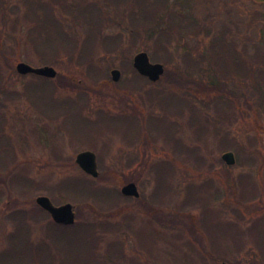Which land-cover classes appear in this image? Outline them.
Instances as JSON below:
<instances>
[{
    "label": "rangeland",
    "instance_id": "rangeland-1",
    "mask_svg": "<svg viewBox=\"0 0 264 264\" xmlns=\"http://www.w3.org/2000/svg\"><path fill=\"white\" fill-rule=\"evenodd\" d=\"M7 1L9 5L16 2ZM165 3L162 16L169 10L183 13L187 16L185 23L191 20L202 31L185 35L180 43L173 41L168 49L170 64L152 58V54L159 58L167 52L159 48L153 51L155 48L146 38L129 39V32H144V28L140 24L136 29L129 25L125 9L129 3L110 0L108 15L115 17V23L105 25L103 32L122 34L126 48L111 55L97 47L90 63L94 68L92 74L87 64L66 56L58 65H49L57 71V76L51 79L54 94L47 89L49 84L36 76L17 74L15 66L19 62L33 67L45 65L36 62L27 46L16 45L23 32L17 27L16 15L9 12L3 21L0 17V43L6 54L0 57L3 86L0 153L7 155L0 156V251L7 246L8 236L15 231L19 218L11 214L33 213L36 198L47 196L54 205L72 204L76 225L96 223V253L105 251L108 240L119 242L123 257L117 264H214L211 255L219 264H264V72L260 61H256V56L264 53V2L165 0ZM162 20L161 27L166 24L165 18ZM223 25L227 28V39L235 40L236 51L232 46H219L224 54L222 63L229 60L228 53L232 59L244 58L251 68L245 73L257 74L255 80L252 78L254 81L249 77H215L209 68V49ZM139 52H146L151 62L163 64L165 73L156 83L142 84L136 93L119 83L135 79L129 67L133 68V58ZM185 53L191 56L193 80L202 83L182 82L173 76L176 66L187 70L182 59ZM18 55L22 57L17 58ZM200 57L197 65L201 72L195 64ZM113 69L121 72L117 83L111 79ZM30 84L36 89L31 88L29 95L40 98V103L55 106L54 101L58 103L65 97L83 98L87 103L84 116H89L90 121L80 128L88 139L72 138L64 129L63 117L45 116L33 105L26 98ZM150 92L153 94L147 97ZM162 92L173 97L169 105L178 110L177 115H166L156 104L157 94ZM224 95L232 103L224 102ZM177 97L184 101L178 102ZM119 114H137L142 124H135L130 132L123 133L119 131L122 122L110 124V128L106 124L94 128L91 123L97 122L101 115ZM152 125L156 130H152ZM167 131L173 134L172 140L165 136ZM178 139L192 148V155L172 152ZM85 150L97 157L99 175L95 185L120 193L124 185L133 182L139 198L120 197L118 207L100 210L97 217L83 202L60 199L59 181L85 175L75 163L77 154ZM227 152L234 154L233 165H226L221 158ZM167 159L175 161H168L172 169L164 178L157 179L151 164ZM119 207L125 208L123 214H113ZM161 220L169 222L166 227H161ZM28 221L35 226L31 236L41 237L51 220L37 212L35 223L30 218ZM99 224L110 225L114 231L100 232ZM19 249L22 247H7L9 254ZM87 254L85 257L94 256L93 252ZM60 256L61 251L57 257Z\"/></svg>",
    "mask_w": 264,
    "mask_h": 264
},
{
    "label": "trees",
    "instance_id": "trees-1",
    "mask_svg": "<svg viewBox=\"0 0 264 264\" xmlns=\"http://www.w3.org/2000/svg\"><path fill=\"white\" fill-rule=\"evenodd\" d=\"M15 1L14 5H9L7 4V0H0V17H2L3 21L7 18L9 12L16 15L17 27H20L21 31H23L16 45L19 46L18 44H22L27 46L32 52V56L36 58L38 64L58 65L66 56L73 61H77L79 64H87L88 68L91 67L89 68V72L92 74V69L94 70V68L90 66V63H93V55L97 47H102L105 52L111 55L122 52L126 48L124 45L125 38L122 34L110 35L107 32H103L105 25L108 24L109 26L115 23V17L108 15L107 9L109 8L108 3L110 0ZM111 1L123 4L129 3V5H125V9L129 13V25L132 26L133 29H136L138 24L144 28V32H138L137 30H135L136 32H129V39L131 40L135 37L143 40L146 38L155 48L153 51H156L157 48L165 50L167 54L163 57L157 58V56L152 54L154 60L161 61L164 64H170L172 60L169 52L170 50L168 49L173 41L175 43H180V40H182L185 35H197L202 33L200 26L193 21L190 20L185 23L187 16L183 13H176L169 10L165 17L162 16L160 13L166 8L165 0ZM162 18L166 20V24L163 27L160 26L162 21H164ZM152 24L153 26H151ZM225 32H227V28L223 25L221 31H218L216 34L214 44H212L209 49L210 52L207 58L209 68L214 71L216 74L215 77L218 75L224 78L249 77L254 81L257 74L245 73L246 70L250 72L251 68L250 63H247V60L244 58H233V60L231 53H228L226 56L229 60L227 63H222L221 58H223L224 54L218 48L219 46H232V49L236 51L235 40L227 39ZM203 33L205 35L208 34V32L205 31ZM2 46L3 45L0 43V57H5V50ZM216 49L221 51V53H218ZM21 57L20 55L17 56V58ZM190 57L189 53H185L182 56L187 70H181V67L176 66L174 67L175 74L172 75L178 79V81L182 82L189 80H192V84L201 82L193 80L194 78L192 77L189 63V61H191ZM201 58L202 57L195 61L196 66L199 68L198 71L200 72L201 69L197 64ZM256 61H260L259 64L262 66L264 72V53H260L256 56ZM129 68L135 76V79L126 81L125 83H119L122 88H130L137 93L141 90L142 84L152 83L138 74L134 68ZM255 72H257L256 69ZM37 78L49 84L47 89L54 94L55 89L53 85H51V79L42 77ZM207 85L212 87L214 83H208ZM0 87L3 89L2 84ZM31 88H33V90L36 89L32 84L28 85L26 88V98L42 111L45 116L49 115L51 118L63 117L64 129L72 138L77 140L88 139L85 135V130L83 131V129L80 128L84 122L89 120V116H84L87 103L83 98L78 97L76 100L75 97H65L60 99L58 103L54 101L57 107L55 108L51 103H40V98L35 99L34 96L31 97L29 95V90ZM39 88L42 89L41 86H39ZM151 94L153 93L150 92L147 94V97H151ZM166 95L168 96V94L163 92L158 93L156 104L158 107L162 108L166 115H177L178 110H174L175 108L171 109V105H169V99H173V97H167ZM238 97L239 96H236V99ZM177 99L179 100L178 102L184 101V99L180 97H177ZM222 99L226 103H232L231 100L226 98V95H224ZM150 100L153 99L150 98ZM239 102L240 100H237L236 104H239ZM229 106L232 108L231 104ZM136 115H106L107 117L101 115L97 122L91 121V123L94 125V128H96L97 125L106 124L109 127L110 124L120 125L119 122H122V127L118 130L123 133L124 131L130 132L131 126L134 127L135 124L140 126V124H142ZM222 115H225V113H222ZM195 120H197V117ZM152 130H156V127L153 126ZM172 135L170 131H167L165 136L170 137ZM143 136L145 141L147 135L144 133ZM170 140H172L171 137ZM144 141L140 142L144 143ZM172 149V152L177 155L183 154L189 156L190 153L192 155V148L187 144L183 145L179 139L176 140ZM0 156L7 155L0 153ZM169 157L170 156H168V158ZM168 161L175 162L174 160L167 159L162 160L159 164H151L150 169L154 173L156 172L157 179L158 177L164 178L165 175L170 173L172 166ZM97 178H90V176L85 174L84 176L62 179L57 184V189H59L60 193L59 197H61L60 199L69 200L71 202H83L91 209L92 214L97 217L100 216V210H106L111 206L118 207V200L120 197L124 199L127 198L120 194L121 192L119 193L112 188L95 185L94 182ZM163 178L161 179L163 180ZM33 210V213L28 211H16L11 214V216L17 215L19 218H17L14 226L15 231L8 236L7 246L0 251V264H117V260L123 257L121 245L117 241L108 240L109 242L105 246V251L101 254H98V252L96 253V244H98V242L94 240V234L96 235L97 225L94 222L64 226L50 221L48 223L49 226L42 231L41 237L31 236L35 226L34 224H29L28 218L35 223L37 212L48 216V214L38 206L34 207ZM123 210H125V208L119 207V210L115 211L113 214L121 215L123 214ZM150 216L152 215L150 214ZM168 223L161 220L160 225L161 227H166ZM100 226V232H104L105 230L114 231V227L110 225L104 226L103 224H99L98 227ZM141 243H143V240H141ZM9 245L22 247V249L9 254L7 250ZM60 251L62 252V256L58 258L57 255H59ZM91 252L94 253V256L85 257V255H88L87 253L91 254ZM79 253L82 255L80 259L77 260ZM5 258L7 260H3ZM210 259L214 264H219V261L213 255L210 256Z\"/></svg>",
    "mask_w": 264,
    "mask_h": 264
},
{
    "label": "water",
    "instance_id": "water-1",
    "mask_svg": "<svg viewBox=\"0 0 264 264\" xmlns=\"http://www.w3.org/2000/svg\"><path fill=\"white\" fill-rule=\"evenodd\" d=\"M133 68L141 76L155 83L164 74L165 67L161 63H153L146 52L137 53L132 62ZM17 73L21 75L34 74L40 77L54 79L57 76V71L54 67L45 65L41 67H33L25 62H19L16 65ZM112 82L117 83L121 78V72L118 69H113L110 72ZM222 160L227 165L235 163V157L232 152H227L222 155ZM77 166L87 175L97 178L99 175L98 163L95 153L89 150L82 151L75 158ZM121 193L127 197L138 198L139 191L135 183L130 182L121 188ZM36 204L46 211L51 219L59 225H73L75 223L74 206L70 203L55 206L47 196H39L35 200Z\"/></svg>",
    "mask_w": 264,
    "mask_h": 264
},
{
    "label": "flooded vegetation",
    "instance_id": "flooded-vegetation-1",
    "mask_svg": "<svg viewBox=\"0 0 264 264\" xmlns=\"http://www.w3.org/2000/svg\"><path fill=\"white\" fill-rule=\"evenodd\" d=\"M261 1H263L264 2V0H261ZM21 76V75H20ZM22 76H24V75H22ZM46 214H48L47 212H46ZM48 216H49V214H48Z\"/></svg>",
    "mask_w": 264,
    "mask_h": 264
}]
</instances>
